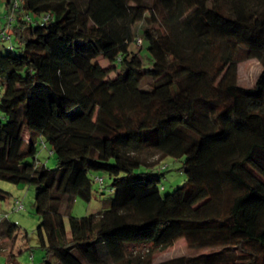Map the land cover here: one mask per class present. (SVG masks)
<instances>
[{
    "label": "trees",
    "instance_id": "obj_1",
    "mask_svg": "<svg viewBox=\"0 0 264 264\" xmlns=\"http://www.w3.org/2000/svg\"><path fill=\"white\" fill-rule=\"evenodd\" d=\"M13 3L0 179L35 189L41 264H264V0ZM251 58L260 69L244 85L238 66ZM147 151L182 158L184 182L162 194L160 174L140 168ZM100 173L108 207L71 214ZM12 230L2 214L0 235ZM179 239L191 252L154 258Z\"/></svg>",
    "mask_w": 264,
    "mask_h": 264
},
{
    "label": "rangeland",
    "instance_id": "obj_2",
    "mask_svg": "<svg viewBox=\"0 0 264 264\" xmlns=\"http://www.w3.org/2000/svg\"><path fill=\"white\" fill-rule=\"evenodd\" d=\"M5 0H0V15L3 21L2 26L7 23L8 19L5 17L3 10ZM211 0H195L196 4L205 6ZM18 2V0H17ZM3 7V9H2ZM11 17L15 18L14 14ZM31 21H41V16H36L30 13ZM13 22V20L11 21ZM16 20H14V23ZM13 23V24H14ZM11 24V23H10ZM10 24L7 23L5 30L10 34V38L2 39L1 44L6 46L10 44H17V39L12 31H8ZM12 24V25H13ZM10 29V28H9ZM1 34V33H0ZM134 51H138L143 57L145 64L148 58L143 42L139 39L137 42L131 44ZM103 64L106 62L101 60ZM260 69V63L256 59H249L238 66V81L244 85H250L254 80L256 74ZM111 75L114 72L110 73ZM0 117L3 113L0 110ZM38 159L44 162L49 167H54L56 160L51 153L48 144L39 140L38 142ZM148 165H142V170H152L160 174V191L162 194L172 191L178 185H181L185 180V173L182 170V158H175L167 155L163 158H158L153 151L146 152ZM103 181L94 180L92 187V196L89 201L82 198H75L70 206V212L76 216H82L89 213H97L98 211L107 208L109 199L113 194V189L110 184V178L105 173H100ZM0 188L5 192V197H0V215L7 214L9 222L12 224L14 230L10 234L0 235V264H41L45 250L40 245L38 238L37 226L40 222V215L35 211L33 202L35 189L32 185L25 183H12L0 179ZM18 199L22 207L17 209L15 200ZM16 207V208H15ZM64 222L68 228V215L63 214ZM142 251L144 246L137 248ZM136 250L134 252H137ZM191 250L186 245L185 240L179 239L173 245L160 249L154 252L153 256L156 260L164 259L171 256L186 254Z\"/></svg>",
    "mask_w": 264,
    "mask_h": 264
},
{
    "label": "built area",
    "instance_id": "obj_3",
    "mask_svg": "<svg viewBox=\"0 0 264 264\" xmlns=\"http://www.w3.org/2000/svg\"><path fill=\"white\" fill-rule=\"evenodd\" d=\"M17 6H18V2H17V0H14L13 7L16 8ZM47 17H48V15H45V16H43L42 18L46 19ZM7 18H8V23L10 24L11 20L13 19V17H11V15H10V16H8ZM0 33H1L0 36H1L3 39H5V38H10V34L7 33L6 30H2ZM15 203H16V207H17V209H19V208L22 207V204L19 202L18 199L15 200ZM16 207H15V208H16ZM0 216H1V215H0Z\"/></svg>",
    "mask_w": 264,
    "mask_h": 264
},
{
    "label": "crops",
    "instance_id": "obj_4",
    "mask_svg": "<svg viewBox=\"0 0 264 264\" xmlns=\"http://www.w3.org/2000/svg\"><path fill=\"white\" fill-rule=\"evenodd\" d=\"M4 5H5L4 9H3V7H2V9L5 10V11H3V13L5 14V13L8 12V8H7L6 4H5V1H4ZM1 13H2V12H1ZM1 13H0V14H1ZM5 17H7L6 14H5ZM1 18H2V17H1V15H0V28L2 29V27H3V26H2V24H3L2 22H3V21L1 20ZM7 19H8V18H7ZM12 20H13V22H10L11 24L14 23L15 18H13ZM12 20H11V21H12ZM11 24H10V25H11ZM2 30H5V27H4ZM6 32H7V29H6Z\"/></svg>",
    "mask_w": 264,
    "mask_h": 264
}]
</instances>
